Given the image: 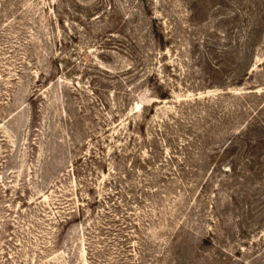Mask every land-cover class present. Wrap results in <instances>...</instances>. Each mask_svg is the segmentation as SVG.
Returning a JSON list of instances; mask_svg holds the SVG:
<instances>
[{
  "label": "rangeland",
  "instance_id": "obj_1",
  "mask_svg": "<svg viewBox=\"0 0 264 264\" xmlns=\"http://www.w3.org/2000/svg\"><path fill=\"white\" fill-rule=\"evenodd\" d=\"M0 264H264V0H0Z\"/></svg>",
  "mask_w": 264,
  "mask_h": 264
},
{
  "label": "trees",
  "instance_id": "obj_2",
  "mask_svg": "<svg viewBox=\"0 0 264 264\" xmlns=\"http://www.w3.org/2000/svg\"><path fill=\"white\" fill-rule=\"evenodd\" d=\"M155 22V21H154ZM158 36V35H157ZM169 95H164V97L162 99H168Z\"/></svg>",
  "mask_w": 264,
  "mask_h": 264
}]
</instances>
